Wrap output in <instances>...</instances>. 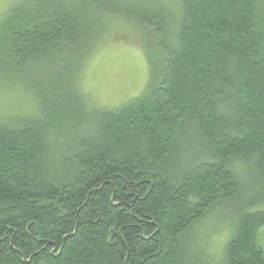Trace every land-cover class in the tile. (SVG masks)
<instances>
[{
	"label": "trees",
	"instance_id": "obj_1",
	"mask_svg": "<svg viewBox=\"0 0 264 264\" xmlns=\"http://www.w3.org/2000/svg\"><path fill=\"white\" fill-rule=\"evenodd\" d=\"M77 4L1 27L0 72L33 83L39 116L0 118V264H191L218 207L236 216L221 264H264V191L243 198L264 187V0ZM112 15L146 34L151 73L96 120L77 79Z\"/></svg>",
	"mask_w": 264,
	"mask_h": 264
},
{
	"label": "rangeland",
	"instance_id": "obj_2",
	"mask_svg": "<svg viewBox=\"0 0 264 264\" xmlns=\"http://www.w3.org/2000/svg\"><path fill=\"white\" fill-rule=\"evenodd\" d=\"M166 1L171 3L173 0ZM71 2L78 5L77 0ZM138 2L156 6L157 0ZM43 4L44 0H0V33L5 20L11 14L23 9L37 12ZM176 4L178 6L177 2ZM105 21V30L86 57L77 79V85L83 93L87 107L91 111L96 110L94 113L96 120L103 109L120 107L141 94L148 84L151 73L146 54L150 47L144 37L146 34L143 36L140 32L141 28H136L124 18L114 15L106 17ZM4 72H0V118H11L14 114L29 116L28 114L37 113L39 116L33 83L15 82L10 77L11 74L7 72V76ZM246 181L244 199L257 195L259 189L264 191L260 181L252 177ZM241 202L243 201L238 199L227 205L238 214L237 206L241 205ZM257 205L264 209V202ZM225 208L228 207H218L208 213L193 227V236L186 238L185 250L191 264L222 263L225 246L234 234L236 217L231 212L221 211ZM258 240L264 250V226L259 230Z\"/></svg>",
	"mask_w": 264,
	"mask_h": 264
},
{
	"label": "water",
	"instance_id": "obj_3",
	"mask_svg": "<svg viewBox=\"0 0 264 264\" xmlns=\"http://www.w3.org/2000/svg\"><path fill=\"white\" fill-rule=\"evenodd\" d=\"M26 261H28V260H26Z\"/></svg>",
	"mask_w": 264,
	"mask_h": 264
},
{
	"label": "bare ground",
	"instance_id": "obj_4",
	"mask_svg": "<svg viewBox=\"0 0 264 264\" xmlns=\"http://www.w3.org/2000/svg\"><path fill=\"white\" fill-rule=\"evenodd\" d=\"M44 259V258H43Z\"/></svg>",
	"mask_w": 264,
	"mask_h": 264
}]
</instances>
